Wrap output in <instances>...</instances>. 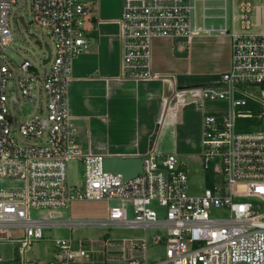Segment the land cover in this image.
Returning a JSON list of instances; mask_svg holds the SVG:
<instances>
[{
	"label": "built area",
	"instance_id": "2783aa9c",
	"mask_svg": "<svg viewBox=\"0 0 264 264\" xmlns=\"http://www.w3.org/2000/svg\"><path fill=\"white\" fill-rule=\"evenodd\" d=\"M15 2L0 0V182L23 186L0 188V245L22 247L10 259L0 252V264H264V129L242 131L238 123L253 118L256 106L264 117V32L252 31L261 28V11L252 15L248 4L234 7L231 26L226 21L208 29L199 24L197 0L123 1L124 78H158L151 68L157 38L191 39L216 31L231 37L230 71L198 90L203 104L220 101L228 108L204 116L205 187L195 192L176 154L152 149L142 157V173L124 179L104 169L103 156L84 153L72 123L69 84L75 60L91 49L86 25L93 8L84 0H33L35 22L48 28L55 41V53L51 49L49 62L44 61L52 67L41 74L26 60L21 75H15L5 61L14 43L9 16ZM15 86L26 117L16 130L10 109ZM252 86L260 88V96L248 91ZM40 91L45 92L46 107L41 105L30 117ZM17 130L36 144H21ZM76 160L84 167L80 186L70 180V164ZM77 200L130 201L133 217L125 205L112 207L101 222L59 223L31 215L33 210L68 209ZM60 225L71 232L83 226L142 235L56 239L52 257L32 256V246L44 239V231ZM14 230L23 231V238L12 240ZM159 245L166 248L165 256L149 261L148 251Z\"/></svg>",
	"mask_w": 264,
	"mask_h": 264
},
{
	"label": "crops",
	"instance_id": "0c3cea01",
	"mask_svg": "<svg viewBox=\"0 0 264 264\" xmlns=\"http://www.w3.org/2000/svg\"><path fill=\"white\" fill-rule=\"evenodd\" d=\"M84 1L93 8L86 25L91 49L75 60L69 84L72 123L78 128L84 153L105 159L142 158L155 149L164 155L176 154L184 164L181 155L190 161L202 159L204 116L224 112L228 105L220 101L203 104L198 90L210 84L198 79H219L230 71L231 37L216 31L191 39L157 38L152 44L151 68L158 78L130 80L124 78L122 69L119 20L124 0ZM216 1L225 3V15L207 16L208 10L217 8L208 9L206 3ZM253 1L257 6L243 0L240 7L248 4L254 15L261 11L260 32H264V0ZM227 4L228 0H197L199 24L218 29L227 21L231 26ZM236 5L232 0V13Z\"/></svg>",
	"mask_w": 264,
	"mask_h": 264
},
{
	"label": "rangeland",
	"instance_id": "374dc122",
	"mask_svg": "<svg viewBox=\"0 0 264 264\" xmlns=\"http://www.w3.org/2000/svg\"><path fill=\"white\" fill-rule=\"evenodd\" d=\"M254 6H257V2L253 0H248ZM243 0H236V6L240 7ZM261 3V2H260ZM228 17L231 21L232 16V0H228ZM206 7L208 9L217 8L213 10H208L206 12L207 16H224L225 3L207 2ZM264 7V1H263ZM202 5H200L199 11L201 12ZM201 15V14H199ZM254 15V14H252ZM21 18H24L25 24L21 22ZM222 23L223 19L220 20ZM10 29L14 37V43L5 52V61L7 62L10 69L15 75H21L22 70L20 66L24 61H29L33 66L37 67L41 74L49 70L52 65H45L44 61L49 57V54L45 48L48 45L55 53V41L52 34L48 28L42 27L34 20L33 13V0H16L12 5L10 16H9ZM209 24V23H208ZM210 25V24H209ZM260 32L261 28H253L252 31ZM37 41L42 42L44 49H42ZM55 56V55H54ZM16 88V86H15ZM12 89V102L10 103L11 117L13 128L20 125L22 121L26 119L24 116L23 107V97L20 93L19 88ZM250 93L260 96V88L252 86L248 88ZM39 98L36 103L34 112L32 116L37 115L40 111L41 105L46 107V97L45 92H39ZM225 103V102H224ZM227 104V103H226ZM18 141L25 146H32L36 143L32 140L24 138L18 130L14 132ZM181 160L186 164V170L190 176V181L195 192H200V188L205 187L204 180L205 174L202 167V159L196 161L187 160V156L181 155ZM84 167L80 160L73 161L70 164V180L74 185H83L84 178ZM21 183H16L13 181H3L0 182V188H11V187H22ZM125 205L130 211L129 217H133L132 202H121L119 200L107 201V200H77L72 203L68 209L60 210H33L31 211L32 217L35 219L42 220H55L62 223L66 220L77 221V222H101L105 221L109 217V212L112 207ZM109 235L131 237V236H141L140 231H129V230H108L102 228H90L79 226L73 232L70 231L67 226H56L50 227L44 231V239L35 242L32 246L31 255L39 258L41 260H46L52 257L55 253V240L56 239H69L73 237L74 239H85V240H97L101 237ZM23 238V231L14 230L11 232V239L18 240ZM22 245L18 244H2L0 245V252L5 256V258L10 259L15 251L19 253ZM166 248L159 245L151 248L148 251L149 261L153 262L165 256ZM17 264H21L18 262Z\"/></svg>",
	"mask_w": 264,
	"mask_h": 264
},
{
	"label": "water",
	"instance_id": "95a60500",
	"mask_svg": "<svg viewBox=\"0 0 264 264\" xmlns=\"http://www.w3.org/2000/svg\"><path fill=\"white\" fill-rule=\"evenodd\" d=\"M21 22L26 25L24 18H21ZM37 44L42 48V42L37 41ZM45 48L49 54L45 63H48L51 55V48L45 45ZM30 107L26 108L29 111ZM104 169L108 172L119 173L124 179H130L138 176L143 171V160L142 158H106L104 161Z\"/></svg>",
	"mask_w": 264,
	"mask_h": 264
},
{
	"label": "trees",
	"instance_id": "16d2710c",
	"mask_svg": "<svg viewBox=\"0 0 264 264\" xmlns=\"http://www.w3.org/2000/svg\"><path fill=\"white\" fill-rule=\"evenodd\" d=\"M200 82L205 84H211L212 82L218 80V77H206V78H199ZM254 117L250 119H240L239 120V130L242 131H254V130H262L264 129V117H260L261 109L256 106L254 109ZM211 176L212 174L208 172L207 179L208 184H211Z\"/></svg>",
	"mask_w": 264,
	"mask_h": 264
}]
</instances>
